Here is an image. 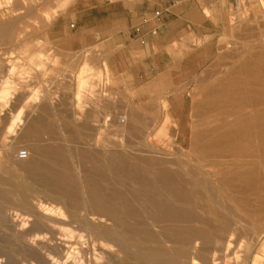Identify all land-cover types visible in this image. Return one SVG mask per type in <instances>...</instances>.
I'll return each instance as SVG.
<instances>
[{
  "label": "rangeland",
  "instance_id": "obj_1",
  "mask_svg": "<svg viewBox=\"0 0 264 264\" xmlns=\"http://www.w3.org/2000/svg\"><path fill=\"white\" fill-rule=\"evenodd\" d=\"M7 1L11 2V6H15L13 9L17 10V14H13V9L10 8L5 9L7 17H2L0 13V27L8 26V29L0 30V82L8 74L11 61L22 64L25 69L20 68L24 69L26 74L31 71V75L23 76L24 70L23 74L19 75L22 70L19 68L20 73L18 74V70L16 73L18 77L11 76L12 81L13 79H16L15 82L18 81L17 93L7 96L9 99L12 98L8 99L9 101L6 99L8 105L5 103L6 100L0 99V104H5V107L0 105L3 107L2 109L0 107V166H6V169L0 168V189L7 193L6 197L0 196V211L8 213L9 218L13 220L7 223V228L0 227V235L4 237L8 235L6 238L13 241V237L19 236L22 237L18 238L20 242H26L31 238L37 239L34 235L38 234L39 237L33 245L39 242L48 246V251L41 252L39 258L19 255L18 264L20 262L21 264L31 262L52 264L49 253L51 256L66 260L64 249L66 243L79 248L88 245L89 249L83 248L85 253L82 251L85 264H158L160 258L180 256L178 252L186 241L180 234L187 230H195L197 234L187 239L190 252L185 257L190 260L201 258L203 262L198 260V264L205 262L252 264L253 258L263 262V258L259 255L262 257L264 252L259 249L260 245L257 246V240L264 232V126H260L264 122V114L260 117L261 112L264 113V104H261L264 100L262 98L264 79H261L264 78L262 73L264 72V0H242L244 6L242 9L237 6L238 0H34L38 3L32 8L30 5L33 0ZM157 11L161 12L159 18L155 16ZM40 52L47 53L45 66L37 68L36 64H31L32 62H28L27 59L30 55H38ZM18 59L21 63L17 61ZM85 61L91 67V81L98 83V87L92 81L93 86L84 93L85 106L83 104L84 107L81 109L75 105L78 102L75 97L76 85L73 77L86 64ZM27 69L31 70L28 72ZM261 69L262 75L257 72ZM254 73L256 74L253 75ZM92 77H103V80L99 78L101 82L106 79L105 82L108 83L99 84L100 80L97 78L94 80ZM230 83L231 86L228 85ZM240 83L243 85H239ZM247 83L251 88L245 86ZM252 91L254 93H251ZM253 95H256L258 100ZM234 96H237V99ZM220 99L223 106L217 105L218 100L221 102ZM162 100L170 103L168 111L172 121L170 124L172 136L168 140L164 137L154 139L151 141L152 144L151 142L149 144L144 139V133L163 119V111L159 108ZM248 100L251 103L256 101L255 107L261 106L259 110L255 111V107H247L251 105ZM1 101L4 103L2 104ZM88 101L92 104H88ZM226 101L233 102V106ZM244 102L249 104L244 106L242 104ZM24 105L26 112L23 114V120L26 122L24 125L23 123L19 125L15 132L9 133L7 126L10 120ZM77 112L80 115L76 114ZM89 114L95 116L91 118ZM34 116L38 118L35 119ZM77 117L80 121H76ZM237 117L240 118L239 121ZM34 120L40 122L39 125L29 134L25 133L24 129ZM244 122H248L247 126ZM59 147L63 148L61 154L57 151ZM228 147L231 148L226 149ZM22 150H26L29 157L41 160L50 168L72 176L75 188L61 189L54 183L45 182L43 178L37 182L32 181L24 164L29 158L21 160L18 157V153ZM144 151H148L146 152L148 154ZM202 153L205 155L203 156ZM127 157L130 160L133 158L132 161ZM132 164L136 165L132 166ZM188 172L191 176H187ZM255 175L260 181L247 184L246 180ZM161 176L165 181L160 179ZM126 179L128 182H125ZM158 184H160L159 188ZM40 187H43L42 190ZM167 190L183 194L173 199L166 195ZM208 191H212V194ZM9 192H12L11 195H8ZM22 194L31 198L34 210L19 202L23 197ZM157 197L162 198L159 200L175 202L174 204L179 206L185 205L184 207L193 211L195 218L181 221L160 215L156 206ZM93 199L101 200L108 212L126 221L125 225L111 220L108 223L97 220V223L104 230H113L118 235L121 234L120 236L127 240L125 242L130 249H124L116 254L114 252L119 250V246L114 241L107 240L114 247L108 249L98 244L96 249L101 257L97 259L92 242L88 239V228L83 226L84 221L92 217L95 208ZM38 200L44 204H58L63 207L65 213L67 212L68 217L64 218L56 214L49 217L42 210L35 208ZM206 209H209L210 213ZM17 211L22 215L18 220L14 215L12 216ZM97 215L100 217L99 214ZM46 217L53 221H48ZM23 219L28 222L25 228L22 227ZM201 219H204L205 224ZM34 224H37L36 229ZM64 229L72 230L77 234L84 232L86 238L80 239L79 236L63 238L61 233ZM200 231L203 232L204 237ZM229 245L233 246L228 247ZM251 248H253L252 252H250ZM11 249L9 243L4 245L3 242L0 243V254L2 253L0 264H8L6 258ZM137 250H142L143 255L140 254L139 257L135 253ZM124 252L129 255L125 254L124 257L122 255ZM106 254L109 256L107 257ZM115 257L117 259H114Z\"/></svg>",
  "mask_w": 264,
  "mask_h": 264
},
{
  "label": "bare ground",
  "instance_id": "obj_2",
  "mask_svg": "<svg viewBox=\"0 0 264 264\" xmlns=\"http://www.w3.org/2000/svg\"><path fill=\"white\" fill-rule=\"evenodd\" d=\"M34 1V0H33ZM10 3L11 2H9V1H7V0H0V13H2V17L4 16V17H7V13H5V11L7 10L6 8H10V9H13V7H15V6H11L10 5ZM37 3H38V1H34V2H32L31 3V5H30V7L32 8L33 6H35V5H37ZM240 9H242L244 6H243V1L242 0H238V5H237ZM6 9V10H5ZM12 13L13 14H17V10H15V9H13L12 10ZM11 14V13H10ZM20 17V16H19ZM5 20V19H4ZM14 23V22H13ZM1 24V23H0ZM15 26V25H14ZM5 29H8V26H2V27H0V30H5ZM15 29V28H14ZM184 45V44H183ZM94 48V47H93ZM90 50V49H89ZM87 52V51H86ZM85 52V53H86ZM27 54V53H26ZM37 54V53H36ZM47 54V53H46ZM46 54H44V53H42V52H40L38 55H30L29 56V58L27 59V61L29 62L30 61V63L31 64H33L34 63V65L35 66H37V68L38 67H40V68H42V67H44L45 66V58H46ZM87 54V53H86ZM87 57H88V55H87ZM20 59V58H19ZM19 59L17 60V61H19ZM21 60V59H20ZM47 61H48V58L46 59ZM22 61V60H21ZM21 61H19L20 63H21ZM26 61V60H25ZM9 63H10V58H9V61H8ZM86 62V61H85ZM8 63V64H9ZM1 65V64H0ZM32 66V65H31ZM20 67H23L24 68V66L21 64H19L18 62H15V61H11V63H10V67L8 68L9 69V71H8V74L6 75V76H4L3 77V79L1 80V84H0V99H4L3 101H5L6 99L8 100L9 99V97H10V95H14V93H17V91H18V86L16 87V84H18L17 82H15V80L13 79V81L11 80V76L13 75H15V76H17L16 75V73H17V70L20 68ZM105 67H106V65H105ZM262 67V66H261ZM26 68H27V66H26ZM264 68V67H263ZM20 69H22V68H20ZM25 69V68H24ZM24 69H22L21 70V73H20V71L18 72V74L19 75H21V74H23L22 73V71L24 70ZM92 69H94V68H92ZM31 70V69H30ZM29 70V71H30ZM34 70V69H33ZM25 71V70H24ZM23 71V72H24ZM27 71H28V69H27ZM28 71V72H29ZM91 67L88 65V62H86V64L84 65V66H82V68L77 72V73H75L76 75L73 77V78H75V83H74V85H76V91H75V97H76V100H77V102L78 103H76L75 104V102H74V104L75 105H77L79 108H83L84 106H85V104H84V100H85V98H86V95L84 94L85 93V91L87 90V89H91V87L93 86L92 85V81H91V77H90V74H91ZM262 71V69L260 70V71H257V72H261ZM264 71V70H263ZM31 72V71H30ZM30 72H29V74L27 73L26 74V71H25V73H24V75L23 76H26V75H31L30 74ZM94 72H96V71H94ZM98 72V71H97ZM100 72H102V71H100ZM106 72H107V70H106ZM247 72V71H246ZM253 72H255V71H252V73ZM256 72V73H257ZM7 73V72H6ZM93 73V72H92ZM112 73V72H111ZM111 73H109V74H111ZM251 73V74H252ZM256 73H254L253 75H255ZM262 73H264V72H262ZM3 74V73H2ZM97 74V73H96ZM261 74V73H260ZM92 75H95V74H92ZM106 75V74H105ZM262 75V74H261ZM15 76H14V78H15ZM102 76V75H101ZM112 76V75H111ZM251 76V75H250ZM18 77V76H17ZM98 77V76H97ZM97 77H95V78H93L94 80H96V78ZM106 77V76H105ZM100 78V77H99ZM99 78H97V80L99 79ZM103 77H101L100 79L101 80H103L102 79ZM108 78H109V75H108ZM111 78V77H110ZM19 80H20V78H18ZM17 79V80H18ZM99 79V80H100ZM254 79H256V78H254ZM257 79H258V77H257ZM260 79V78H259ZM261 79H264V78H261ZM22 80V79H21ZM25 80V79H24ZM101 80L100 81H98L99 82V84H101V83H104L105 82V80L106 79H104V82H101ZM260 81V80H259ZM258 81V82H259ZM237 82V81H236ZM262 82H263V80H262ZM93 83H94V81H93ZM105 83H108V82H105ZM156 83V82H155ZM243 83H245V82H243ZM249 83V82H248ZM248 83L245 85V86H247L248 85ZM253 82H251V83H249V84H252ZM264 83V82H263ZM95 84V83H94ZM98 84V83H97ZM97 84H95V86H97ZM157 84V83H156ZM234 84V83H233ZM237 84V83H236ZM254 84V83H253ZM257 84V83H256ZM153 85V84H152ZM158 85V84H157ZM156 85V86H157ZM228 85H230L231 86V83L230 84H228ZM235 85V84H234ZM239 85H243V84H239ZM236 86H238V84L236 85ZM256 86V85H255ZM90 87V88H89ZM98 87V86H97ZM100 87V86H99ZM234 87V86H233ZM248 87H250L249 85H248ZM253 87H254V85H253ZM256 87H259V86H256ZM262 87H264V86H262ZM23 88V87H22ZM219 88V87H218ZM226 88V87H225ZM251 88V87H250ZM40 89V88H39ZM22 90V89H21ZM36 90H38V89H36ZM249 90V89H248ZM92 91H94L95 92V90L94 89H92ZM92 91H91V93H92ZM217 91V90H216ZM223 91V90H222ZM222 91H220V92H222ZM235 91V90H234ZM240 91V90H239ZM238 91V92H239ZM241 91H243V90H241ZM250 91V90H249ZM258 91V90H257ZM256 91V92H257ZM26 92V91H25ZM37 92V91H36ZM36 92H34L35 94H37ZM90 92V91H89ZM97 92V91H96ZM225 92V91H224ZM229 92V91H228ZM248 92V91H247ZM246 91H245V93H247ZM261 92V91H260ZM40 93V92H39ZM39 93H38V95H39ZM42 93V92H41ZM44 93V92H43ZM87 93V92H86ZM91 93H89V94H91ZM213 93H214V90H213ZM226 94H227V92H225ZM230 93V92H229ZM236 93V92H235ZM242 93V92H241ZM251 93H254L253 91L251 92ZM19 94V93H18ZM95 94V93H94ZM217 94V93H216ZM216 94H214V95H216ZM220 94V93H219ZM263 94V93H262ZM37 95V96H38ZM213 95V96H214ZM222 95H223V93H222ZM257 95H259V94H257ZM7 96H9L8 98H7ZM36 96V97H37ZM88 96V95H87ZM90 96V95H89ZM162 96H164V95H162ZM161 96V97H162ZM217 96V95H216ZM225 95H223V97H224ZM226 96H228V95H226ZM230 97H231V94L229 95ZM242 96V95H241ZM249 96V95H248ZM252 96V95H251ZM48 97V96H47ZM91 97V96H90ZM89 97V98H90ZM211 97H212V95H211ZM234 97H236V99H237V96H234ZM234 97H232V98H234ZM253 97H255L256 98V95H253ZM253 97H251V99L253 98ZM260 97H261V95H260ZM260 97H258V98H260ZM38 98H39V96H38ZM41 98V97H40ZM88 98V99H89ZM92 98V97H91ZM160 98V97H159ZM166 98V97H165ZM239 98H240V95L238 96V100H239ZM247 98V97H246ZM249 99H250V96L248 97ZM262 98L264 99V97H263V95H262ZM10 99H12V98H10ZM9 99V100H10ZM163 99H164V97H163ZM242 99H243V97H242ZM257 99V98H256ZM255 99V100H256ZM7 100L5 101V103L8 105V103H7ZM8 100V101H9ZM74 100V99H73ZM92 101H93V99H91ZM105 100V99H104ZM109 100H111V99H109ZM223 100V99H222ZM238 100H236L237 102H238ZM241 100V99H240ZM244 100V99H243ZM252 100H254V98L252 99ZM258 100V99H257ZM256 100V101H257ZM260 100H261V98H260ZM259 100V101H260ZM3 101H1V103L3 104L4 102ZM75 101V100H74ZM108 101V100H107ZM114 101V100H113ZM126 101V100H125ZM220 101H221V99H220ZM233 101V100H232ZM245 101V100H244ZM249 101V100H248ZM256 101H254L253 103H251L250 101V103H251V105H247V103L246 102H244V103H242V104H244V106H245V104L247 105V107H249V106H251V107H255L256 106ZM89 103L88 104H92L90 101H88ZM102 102V101H101ZM128 102V101H127ZM218 102H219V100H218ZM217 102V105L218 106H223L221 103H222V101L221 102H219L218 103ZM233 102H235V101H233ZM232 102V103H233ZM237 102H236V104H237ZM261 102V101H260ZM86 103V102H85ZM104 103H106L105 101H104ZM103 103V104H104ZM109 103V102H108ZM226 103H230V102H227L226 101ZM232 103H230V104H232ZM83 104H84V106H83ZM94 104V103H93ZM97 104V103H96ZM95 104V105H96ZM111 104V103H110ZM168 104H170V103H168V101H166V100H162L161 101V103L159 104V108L163 111V119L162 120H160V122H157L156 124L155 123H153V124H155V125H153V127L152 128H150V129H148V131H147V133L145 134L144 133V139L145 140H147L148 142H149V144H150V142L152 141V140H156V139H161V138H166L167 140L172 136L171 135V130H170V124L172 123V121H171V116H170V113H169V111H168V109H169V105ZM220 104V105H219ZM240 104V106H242V104L241 103H239ZM249 104V103H248ZM259 104V103H258ZM261 104H264V100H262V102H261ZM1 105V104H0ZM40 105H41V103H40ZM98 105V104H97ZM97 105H96V107H97ZM114 106L116 105V104H113ZM213 105H215V104H213ZM225 105H229V104H225ZM1 106H4L5 107V104H3V105H1ZM0 106V107H1ZM42 106V105H41ZM106 106V105H105ZM218 106H216V107H218ZM232 106H233V104H232ZM260 106V105H259ZM76 107V106H75ZM75 107H73V108H75ZM108 107V106H107ZM261 107V106H260ZM260 107H258V108H256L255 109V111L256 110H259V108ZM3 107H1V109H2ZM210 109H211V107H209ZM219 108V107H218ZM239 108H241V107H239ZM238 108V109H239ZM242 108H246V107H242ZM25 109H26V106L24 105V106H22L18 111H17V113L15 114V116L14 117H12V119L10 120V123L8 124V126H7V131L9 132V133H13V132H15L16 130H17V128H18V126L20 125L21 126V124L23 123V125H24V122H26V121H24L23 120V114L26 112L25 111ZM43 109H44V107H43ZM97 109V108H96ZM107 109H109V108H107ZM237 109V110H238ZM249 109V108H248ZM262 109V108H261ZM240 110V109H239ZM239 110H238V112H239ZM264 110V109H263ZM74 111V110H73ZM78 111V110H77ZM108 111V110H107ZM219 111V110H218ZM225 111V110H224ZM227 111V110H226ZM232 110H230V112H231ZM240 111H243V109L242 110H240ZM247 111V110H246ZM37 112V111H36ZM82 112V111H81ZM109 112H111L110 110H109ZM109 112H107V113H109ZM159 112V111H158ZM207 112V111H206ZM209 112V111H208ZM214 112L216 113V111L214 110ZM220 112V111H219ZM234 111H232V113H233ZM247 112H249V111H247ZM251 112V111H250ZM252 112H254V111H252ZM251 112V113H252ZM88 113V112H87ZM200 113H202V112H200ZM221 113V112H220ZM220 113H219V115H220ZM240 113V112H239ZM244 113V112H243ZM260 113V112H259ZM65 114V113H64ZM63 114V115H64ZM76 114H79L78 112L76 113ZM209 114V113H208ZM226 114V113H225ZM262 114H264L263 112H261V116L260 117H263L262 116ZM80 115V114H79ZM94 115V114H93ZM91 116L90 114H89V116H91V118H93L94 116ZM110 115H112V114H110ZM161 114H159V116H160ZM108 116V115H107ZM125 116V118H127L126 117V115H124ZM124 116L122 117V118H124ZM162 116V115H161ZM218 116V115H217ZM248 116V115H247ZM246 116V117H247ZM35 117V119H36V117L37 116H34ZM79 117V116H78ZM78 117L76 118V121H78L79 119H78ZM236 117V116H235ZM239 117V116H238ZM238 117H237V119H238ZM241 117V116H240ZM245 117V118H246ZM248 117H250V116H248ZM247 117V118H248ZM255 117V116H254ZM30 118V117H29ZM38 118V117H37ZM79 118H81V117H79ZM95 118H97V117H95ZM94 118V119H95ZM206 118H207V116H206ZM232 118V117H231ZM241 118H243V117H241ZM244 118V119H245ZM257 118V117H256ZM256 118H255V120H256ZM26 119V118H25ZM48 119V118H47ZM75 119V118H74ZM107 119V118H106ZM109 119V118H108ZM160 119V118H159ZM240 119V118H239ZM239 119H238V121H239ZM244 119H242V120H244ZM252 119H253V117H252ZM258 119H260V118H258ZM257 119V120H258ZM43 120V119H42ZM55 120V119H54ZM82 120H83V116H82ZM99 121H100V119H98ZM105 120V119H104ZM122 120V119H121ZM120 120V121H121ZM246 120V119H245ZM244 120V121H245ZM254 120V121H255ZM40 121V120H39ZM80 121V120H79ZM94 121V120H93ZM107 121V120H106ZM123 121V120H122ZM235 122H236V118H235V120H234ZM264 121V120H263ZM95 122H97L98 123V121H95ZM130 122V121H129ZM38 123H40V122H38V121H36V120H34V121H32V122H30L29 123V125L24 129V131H25V133H27V134H29L33 129H35L39 124ZM105 123V122H104ZM123 123V122H122ZM224 123H226V122H224ZM227 123H229V122H227ZM234 123V122H233ZM239 123H241V122H239ZM244 123H246V126H247V123L248 122H244ZM243 123V124H244ZM251 123V122H250ZM250 123H249V125H250ZM257 123V122H256ZM107 124H110V123H107ZM236 124H237V122H236ZM99 125V124H98ZM104 125V124H103ZM112 125V124H111ZM118 125V124H117ZM125 125H128V124H125ZM253 125H255V123L253 122ZM66 126V125H65ZM101 126V125H100ZM121 126L123 127V125L121 124ZM149 126V125H148ZM236 126V125H235ZM240 126V125H239ZM239 126H238V128H239ZM243 126H245V124L243 125ZM242 126V127H243ZM245 126V127H246ZM260 126H264V122L262 123V125L260 124ZM99 127V126H98ZM106 127V126H105ZM249 127V126H248ZM257 127V126H256ZM104 128V127H103ZM119 128V127H118ZM146 128V127H145ZM236 128H237V126H236ZM120 129H121V127H120ZM139 129V128H138ZM147 129V128H146ZM249 129V128H248ZM247 129V130H248ZM254 129V128H253ZM257 129V128H256ZM258 129H260V128H258ZM257 129V130H258ZM133 130H135V129H133ZM124 131V130H123ZM130 131V130H129ZM141 131V130H140ZM239 131V130H238ZM242 131V130H241ZM240 132V131H239ZM124 133V132H123ZM122 133V135L124 136V134ZM179 133H180V131H179ZM241 133V132H240ZM254 133V132H253ZM76 134H77V132H76ZM116 134H118V133H116ZM132 134V133H131ZM247 134V133H246ZM120 135H121V133H120ZM253 135V134H252ZM122 136V137H123ZM136 136V135H135ZM261 136V135H260ZM116 137H118V136H116ZM121 137V136H120ZM119 137V138H120ZM138 137V136H137ZM139 137H140V135H139ZM76 138V137H75ZM136 138V137H135ZM176 138V137H175ZM5 139H6V137H5ZM139 139V138H138ZM173 139V138H172ZM229 139H231V138H229ZM249 139V138H248ZM4 140V139H3ZM121 140V139H120ZM253 140V139H252ZM2 142V141H1ZM140 142H142V141H140ZM169 142V141H168ZM151 144H152V142H151ZM249 144V143H248ZM148 145V144H147ZM245 145V144H244ZM88 146V145H87ZM108 146V145H107ZM112 146V145H111ZM110 146V147H111ZM151 146V145H150ZM209 147H210V145H208ZM213 146V145H212ZM217 146V145H216ZM92 147H95L94 145H92ZM96 147L98 148V146L96 145ZM109 147V148H110ZM115 147H117V145L115 146ZM123 147V146H122ZM156 147V146H155ZM231 147H232V145H231ZM231 147H228V148H226V149H229V148H231ZM236 147H238V146H236ZM109 148H108V150H109ZM217 148V147H216ZM113 149V148H112ZM124 149V148H123ZM128 149V148H127ZM140 149V148H139ZM141 149H143V148H141ZM219 149V148H218ZM238 149V148H237ZM62 150H63V148H61V147H59L58 149H57V151L61 154L62 153ZM111 150V149H110ZM117 150H119V149H117ZM134 150V149H133ZM136 150V149H135ZM180 150V149H179ZM205 150H206V148H205ZM215 150H217V149H215ZM214 150V151H215ZM253 149H251V151H252ZM10 151V150H9ZM114 151V150H113ZM120 151V150H119ZM138 151V150H137ZM140 151V150H139ZM207 151V150H206ZM211 151V150H210ZM213 151V150H212ZM260 151V150H259ZM2 152V151H1ZM112 152V151H111ZM121 152V151H120ZM122 152H124V151H122ZM130 152V151H129ZM135 152V151H134ZM145 152V151H144ZM143 152V153H144ZM146 152H148V151H146ZM145 152V153H146ZM156 151H154V153H155ZM201 152V151H200ZM207 152H209V151H207ZM232 152V151H231ZM95 153V152H94ZM115 153V152H114ZM142 153V154H143ZM149 153H152V152H150L149 151ZM153 153V154H154ZM163 154H164V152H162ZM216 153H217V151H216ZM237 153V152H236ZM9 154V153H8ZM146 154H148V153H146ZM157 154V153H156ZM203 154V153H202ZM210 154V153H209ZM209 154H208V156H209ZM145 155V154H144ZM165 155H167V154H165ZM169 155V154H168ZM205 154H203V156H204ZM227 155V154H226ZM137 156V155H136ZM149 156H150V154H149ZM159 156V155H158ZM223 157H225V155H222ZM242 156H244V155H242ZM264 156V155H263ZM151 157V156H150ZM169 157H170V155H169ZM217 157V156H216ZM215 157V158H216ZM250 157V156H249ZM29 158V159H28ZM27 159H28V161H27V163H24L25 164V168L27 169V171H28V173H29V176H30V178L32 179V181L34 180V181H38V180H40L41 178H43L44 180H45V182H51V183H54V185H56V186H59L61 189H74L75 188V184H74V180H73V178H72V176H70V175H68L67 173H65V172H63V171H58V170H55V169H53V168H50L49 166H47L45 163H43L41 160H39V159H33V158H31V157H28ZM125 158V157H124ZM123 158V159H124ZM195 158V157H194ZM194 158H193V160H194ZM204 158V157H203ZM220 158H222V157H220ZM239 158H241V157H239ZM242 158H244V157H242ZM254 158V157H253ZM115 159V158H114ZM127 159H128V157H127ZM133 159V158H132ZM132 159L130 160V159H128V160H130V161H132ZM152 159H155V158H152ZM227 159V158H226ZM229 159V158H228ZM26 160V159H25ZM122 160V159H121ZM121 160H120V162H121ZM144 160V159H143ZM157 160V159H156ZM159 160V159H158ZM161 160V159H160ZM190 160V159H189ZM205 160V159H204ZM209 160V159H208ZM212 160V159H211ZM237 160H238V158H237ZM108 161V160H107ZM118 161V160H117ZM130 161H129V164H131L130 163ZM153 161V160H152ZM191 161V160H190ZM15 162V161H14ZM153 162H155V161H153ZM157 162V161H156ZM189 162V161H188ZM238 162V161H237ZM242 162V161H241ZM112 163V162H111ZM119 163V162H118ZM122 163H125V162H122ZM146 163V162H145ZM178 163H179V161H178ZM203 163H204V161H203ZM245 163V162H244ZM6 164V163H5ZM119 164H121V163H119ZM246 164V163H245ZM77 165V164H76ZM79 165H80V163H79ZM111 165V164H110ZM134 165H136V164H134ZM133 164H132V166H134ZM200 165V164H199ZM234 165V164H233ZM121 166V165H120ZM124 166H125V164H124ZM138 166V165H137ZM146 166V165H145ZM178 166H180V165H178ZM177 166V167H178ZM195 166H198V165H195ZM79 167H81V166H79ZM111 167V166H110ZM118 167V166H117ZM122 167V166H121ZM127 167H129V165L127 166ZM142 167V166H141ZM200 167V166H199ZM0 168L1 169H6V166H3V165H1L0 166ZM13 168V167H12ZM96 168V167H95ZM166 168V167H165ZM187 168H188V166H187ZM14 169V168H13ZM81 169V168H80ZM86 169V168H85ZM110 169V168H109ZM129 169H130V167H129ZM148 169V168H147ZM153 169V168H152ZM156 169V168H155ZM160 169V168H159ZM181 169V168H180ZM15 170V169H14ZM24 170V169H23ZM87 170V172H88V169H86ZM86 170H84L85 172H86ZM123 170V169H122ZM125 170H126V168H125ZM132 170V169H131ZM145 170V169H144ZM149 170H151V169H149ZM148 170V171H149ZM187 170V169H186ZM81 171H83V169L81 170ZM110 171V170H109ZM116 171H118V169L116 170ZM121 171V170H120ZM137 171V170H136ZM146 171V170H145ZM145 171H144V173H145ZM147 171V172H148ZM155 171V170H154ZM175 171H177V170H175ZM188 171V170H187ZM197 171V170H196ZM245 171V170H244ZM247 171V170H246ZM138 172V171H137ZM152 172V171H151ZM156 172H158V171H156ZM190 172V171H189ZM189 172H188V175L187 176H191V174H189ZM206 172V171H205ZM252 172V171H251ZM6 173V172H5ZM21 173V172H20ZM24 173H25V171H24ZM80 173H82V172H80ZM111 173V172H110ZM128 173V172H127ZM126 173V174H127ZM134 173V172H133ZM140 173V172H139ZM149 173V172H148ZM147 173V174H148ZM197 173V172H196ZM261 173V172H260ZM117 174V173H116ZM187 174V173H186ZM246 174V173H245ZM244 174V175H245ZM247 174H249V172L247 173ZM246 174V175H247ZM257 174H259V172L257 173ZM7 175V174H6ZM14 175H16V174H14ZM22 175V174H21ZM112 175V174H111ZM125 175V174H124ZM129 175V174H128ZM135 175H136V173H135ZM144 175V174H143ZM142 175V176H143ZM151 175V174H150ZM169 175V174H168ZM201 175V174H200ZM200 175H199V177H200ZM205 175V174H204ZM204 175H203V177H204ZM244 175H243V177H244ZM85 176V175H84ZM87 176V175H86ZM114 176V175H113ZM182 176V175H181ZM186 176V175H185ZM198 176V175H197ZM202 176V175H201ZM208 176V175H207ZM259 176V175H258ZM261 176V175H260ZM26 177V176H25ZM24 177V178H25ZM121 177V176H120ZM129 177H130V175H129ZM131 177H132V175H131ZM154 177V176H153ZM198 177V178H199ZM14 178V177H13ZM124 178H125V176H124ZM176 178V177H175ZM201 178V177H200ZM236 178H237V176H236ZM16 179V178H15ZM119 179V178H118ZM128 179V178H127ZM127 179L125 180V182L127 181ZM138 179V178H137ZM161 180H164L165 181V179L163 178V176H161V178H160ZM168 179V178H167ZM185 179V178H184ZM204 179V178H203ZM231 179V178H230ZM239 179V178H238ZM243 179V178H242ZM21 180V179H20ZM24 180V179H23ZM84 180V179H83ZM86 180H87V178H86ZM121 180V179H120ZM135 180V179H134ZM147 180H148V177H147ZM172 180H173V178H172ZM177 180V179H176ZM183 180V179H182ZM201 180H202V178H201ZM200 180V181H201ZM212 180V179H211ZM259 180V178H257L256 177V175H255V177H251L250 179H248V180H246L247 182V184H253V183H255V182H257ZM92 181H93V179H92ZM113 181H114V178H113ZM131 181V180H130ZM154 181V180H153ZM243 181H245V180H243ZM242 181V182H243ZM260 181V180H259ZM107 182V181H106ZM128 182V181H127ZM137 182V181H136ZM148 182V181H147ZM156 182V181H155ZM208 182V181H207ZM212 182V181H211ZM216 182V181H215ZM229 182V181H228ZM24 183H25V180H24ZM31 183V182H30ZM95 183V182H94ZM105 183V182H104ZM113 183V182H112ZM119 183V182H118ZM121 183V182H120ZM138 183V182H137ZM158 183V182H157ZM172 184H173V181L171 182ZM195 183V182H194ZM193 183V184H194ZM203 183H204V181H203ZM209 183V182H208ZM225 183V182H224ZM36 184V183H35ZM110 184H111V182H110ZM115 184V183H114ZM122 184H123V182H122ZM130 184V183H129ZM141 185H144V184H142V183H140ZM178 184V183H177ZM221 184V183H220ZM21 185V184H20ZM29 185V184H28ZM47 185V184H46ZM124 185H125V183H124ZM139 185V184H138ZM159 185L160 184H158V188H159ZM179 185V184H178ZM205 185V184H204ZM207 185V184H206ZM209 185V184H208ZM31 186H32V184H31ZM33 186H35V185H33ZM110 186V185H109ZM116 186H117V184H116ZM123 186V185H122ZM121 186V187H122ZM140 186V185H139ZM138 186V187H139ZM150 186V185H149ZM180 186H181V184H180ZM183 186V185H182ZM185 186V185H184ZM190 186V185H189ZM210 186V185H209ZM224 186V185H223ZM36 187V186H35ZM34 187V188H35ZM113 187V186H112ZM115 187V186H114ZM120 187V188H121ZM141 187V186H140ZM153 187V186H152ZM192 187V186H191ZM203 187H205V186H203ZM211 187V186H210ZM217 187V186H216ZM25 188V187H24ZM41 188H43V187H40V189ZM95 188V187H94ZM124 188V187H123ZM146 188H147V186H146ZM160 188H162V187H160ZM218 188V187H217ZM224 188H226V187H224ZM18 189V188H17ZM21 189V188H20ZM31 189L32 190H34L33 189V187H31ZM37 190H38V188H36ZM45 189V188H44ZM48 189V188H47ZM46 189V190H47ZM107 189V188H106ZM124 189H127V188H124ZM147 189H149V188H147ZM146 189V190H147ZM167 189V188H166ZM206 189V188H205ZM211 189H213V188H211ZM227 189V188H226ZM233 189V188H232ZM28 190H29V188H28ZM42 190V189H41ZM45 190V191H46ZM97 190V189H96ZM112 190V189H111ZM137 190V189H136ZM152 190V189H151ZM220 190H222V189H220ZM38 191H40V190H38ZM37 191V192H38ZM48 191V190H47ZM140 191V190H139ZM164 191V190H163ZM166 191V190H165ZM206 191V190H205ZM213 191V190H212ZM212 191H208V192H210L211 194H212ZM12 192H14V191H12ZM11 192V193H12ZM29 192V191H28ZM35 192H36V190H35ZM146 192V191H145ZM150 192H152V191H150ZM207 192V193H208ZM10 193V192H9ZM11 193L10 194H8V195H11ZM39 193V192H38ZM54 193V192H53ZM152 193H154V192H152ZM209 193V194H210ZM227 193V192H226ZM14 194V193H13ZM27 194V193H26ZM31 194H34V193H31ZM46 194H48V193H46ZM106 194H108V193H106ZM136 194V193H135ZM143 194V193H142ZM160 194V193H159ZM183 193L182 192H176V191H172V190H167V194L166 195H168V196H171V197H173V199H177V197H179V196H181ZM210 194V195H211ZM5 195H7V193L4 191V190H2V189H0V196L2 197V196H5ZM23 195V194H22ZM22 195H20V196H22ZM27 195H29V194H27ZM38 195V194H37ZM45 195V194H44ZM51 195H53V194H51ZM57 195V194H56ZM78 195V194H77ZM86 195V194H85ZM137 195V194H136ZM149 195V194H148ZM199 195V194H198ZM220 195V194H219ZM17 196V195H16ZM33 196V195H32ZM36 196V195H35ZM59 196V195H58ZM120 196V195H119ZM131 196V195H130ZM158 196V195H157ZM160 196H162V195H160ZM167 196V197H168ZM209 196V195H208ZM6 197V196H5ZM7 197H9V196H7ZM11 197V196H10ZM19 197V196H18ZM39 197V196H38ZM90 197V196H89ZM110 197V196H109ZM135 197V196H134ZM153 197H155V195L153 196ZM183 197V196H182ZM181 197V198H182ZM224 197V196H223ZM37 198V197H36ZM35 198V199H36ZM42 198V197H41ZM45 198H47L46 196H45ZM133 198V197H132ZM139 198V197H138ZM141 199H142V197H140ZM158 198V201H157V203H156V206H157V211L159 212V214L160 215H164V216H167V217H169L171 220L173 219V220H181V221H183L184 219L186 220V219H189V220H192V219H194L195 218V214L193 213V211L190 209V208H187V207H184V206H179V205H176V204H174V203H171V202H167V201H163V200H159L160 198L159 197H157ZM229 198V197H228ZM234 198V197H233ZM16 199H18V198H16ZM31 199V198H30ZM30 199L28 198V197H24V195H23V197L22 198H20L19 199V202H21L23 205H25V206H27L28 208H30V210H31V208L32 207H34L33 206V204L31 203L32 202V200L30 201ZM53 199V198H52ZM60 199V198H59ZM115 199V198H114ZM162 199V198H161ZM205 199H207V198H205ZM217 199V198H216ZM221 199V198H220ZM224 199V198H223ZM44 200V199H43ZM47 200V199H46ZM50 200V199H49ZM180 199H178V201H179ZM230 200V199H229ZM1 201V200H0ZM33 201H34V199H33ZM152 201V200H151ZM150 201V202H151ZM181 201V200H180ZM200 201H201V199H200ZM214 201V200H213ZM237 201V200H236ZM235 201V202H236ZM36 202V201H35ZM35 202H34V204H35ZM52 202V201H51ZM138 202H139V200H138ZM142 202V201H141ZM182 202V201H181ZM202 202V201H201ZM220 202V201H219ZM65 202L63 201V204H64ZM92 203H93V205H94V211H92V217H91V219H86L85 221H84V223H83V226H85V228L87 227L88 228V230L87 231H89V236H88V239L92 242V248H93V250H94V253H95V256L97 257V259L99 258V257H101L100 256V254L99 253H97V249H96V247H98L97 245L99 244V246L101 245L102 247H104V248H108V249H112L114 246H112V245H110L108 242H107V240H112V241H114V243H116L117 244V246H119V250L118 251H115L114 253H119L120 251H122V250H128V249H130V246L125 242V241H127V240H125V239H123L120 235H118L117 234V232L116 231H113V230H104V228H102L101 227V225L100 224H98L97 223V220H101V223L102 222H107L108 223V221L109 220H111V221H114L115 223H117V224H127L126 223V221L125 220H123L121 217H119V216H117V215H115V214H113L112 212H108L105 208H104V206H103V204H102V202H101V200H99V199H93L92 200ZM137 203V202H136ZM146 203V202H145ZM193 203V202H192ZM197 203V202H196ZM203 203V202H202ZM56 204V203H55ZM62 204V203H61ZM148 205H149V203H147ZM153 204V203H152ZM215 204V203H214ZM227 204V203H226ZM225 204V205H226ZM65 205V204H64ZM138 205V204H137ZM140 205V204H139ZM63 206V205H62ZM141 206V205H140ZM187 206H188V204H187ZM199 206V205H198ZM233 206V205H232ZM241 206V205H240ZM38 208V209H40V211L42 210V212H44V214H46V215H48L49 217H50V215H52V214H56V215H59V216H62V217H66L67 215H66V213H65V211H64V209H63V207H61V206H58V204L57 205H52V204H44L41 200H38L37 201V203H36V206H35V208ZM123 207V206H122ZM126 207V206H125ZM135 207V206H134ZM142 208H143V206H141ZM148 207H150V206H148ZM147 206H146V208H148ZM207 207V206H206ZM205 207V208H206ZM210 207V206H209ZM27 208V209H28ZM141 208V209H142ZM151 208V207H150ZM198 208V207H197ZM200 208V207H199ZM211 208V207H210ZM234 208V207H233ZM33 209V208H32ZM201 209V208H200ZM227 209V208H226ZM34 210V209H33ZM206 210H208L209 211V209H206ZM229 210V209H228ZM231 210V209H230ZM39 211V210H38ZM71 211V210H70ZM85 211V210H84ZM195 211V210H194ZM200 211V210H199ZM234 210H232V212H233ZM30 212V211H29ZM33 212V211H32ZM68 212H69V209H68ZM83 212V211H82ZM86 212V211H85ZM146 212V211H145ZM145 212H143V214L145 213ZM231 212V211H230ZM39 213V212H38ZM72 213V212H71ZM87 213V212H86ZM202 213V212H201ZM209 213H210V211H209ZM213 213V212H212ZM234 213H236L235 211H234ZM8 214V213H7ZM6 214V212H4V211H0V227H5V228H7V223L8 222H10V221H12L13 222V220H11L10 218H9V216ZM34 214V213H33ZM88 214V213H87ZM97 214H99L100 215V217H98V215ZM147 214V213H146ZM199 214V213H198ZM216 214V213H215ZM14 215V218L16 217V219L18 220L19 218H21L22 217V215L17 211V212H14L13 214H12V216ZM26 215V214H25ZM36 215H37V213H36ZM55 215V216H56ZM69 215V214H68ZM145 215V214H144ZM232 215V214H231ZM45 216V215H44ZM70 216H72V215H70ZM124 216V215H123ZM146 216V215H145ZM199 216V215H198ZM204 216V215H203ZM210 216H212V215H210ZM25 217V216H24ZM27 217V216H26ZM33 217V216H32ZM39 217V216H38ZM68 217V216H67ZM82 217V216H81ZM89 217H90V215H89ZM88 217V218H89ZM156 217H157V215H156ZM205 217V216H204ZM207 217V216H206ZM47 218V217H46ZM53 218V217H52ZM130 218V217H129ZM128 218V219H129ZM202 218V217H201ZM37 219V218H36ZM41 219V218H40ZM48 219V221H53L52 219H49V218H47ZM54 219V218H53ZM82 219H83V217H82ZM198 219V218H197ZM215 219H216V217H215ZM35 220V219H34ZM39 220V219H38ZM45 220V219H44ZM131 220V219H130ZM133 220V219H132ZM139 220V219H138ZM203 220L204 219H201V221L203 222ZM242 220V219H241ZM14 221H15V219H14ZM23 224H22V227H24L25 228V226L28 224V222H27V220L26 219H23ZM46 222H47V220H45ZM72 221H74V219L72 220ZM76 221V220H75ZM77 221H79V220H77ZM135 221V220H134ZM230 221V220H229ZM244 222H245V220H243ZM32 222V221H31ZM35 222H36V220H35ZM56 222V221H55ZM81 222V221H80ZM136 222V221H135ZM233 222V221H232ZM18 223V222H17ZM21 223V222H20ZM33 223V222H32ZM39 223V222H38ZM42 223V222H41ZM45 223V222H44ZM48 223V222H47ZM106 223V224H107ZM204 224H205V222H203ZM210 223V222H209ZM213 223V222H212ZM217 223V222H216ZM48 224H50V223H48ZM70 224H71V222H70ZM155 224V223H154ZM237 223H235V225H236ZM247 224V223H246ZM250 224H251V222H250ZM252 224H255L254 222H252ZM33 225V224H32ZM35 225V224H34ZM37 225V224H36ZM35 225V226H36ZM150 225V224H149ZM207 225V224H206ZM213 225V224H212ZM219 225V224H218ZM257 225V224H256ZM260 225V224H259ZM48 226H51V225H48ZM108 226V225H107ZM211 226V225H210ZM242 226V225H241ZM12 227V226H11ZM42 226L40 225V227L39 228H41ZM121 227V226H120ZM236 227V226H235ZM239 227V226H238ZM248 227V226H247ZM253 227H254V225H253ZM256 227V226H255ZM37 228V226L35 227V229ZM44 228H45V226H44ZM44 228H42V229H44ZM83 228V227H82ZM202 228V227H201ZM215 228V227H214ZM213 228V229H214ZM218 228V227H217ZM116 229V228H115ZM114 229V230H115ZM219 229V228H218ZM240 229V228H239ZM244 229V228H243ZM126 230V229H125ZM215 230H216V228H215ZM237 230V229H236ZM44 231H46L45 229H44ZM51 231V230H50ZM119 231V230H118ZM219 231V230H218ZM224 231V230H223ZM231 231H233V230H231ZM235 231V230H234ZM238 231V230H237ZM250 231V230H249ZM252 231V230H251ZM53 232V231H52ZM121 232V231H120ZM174 232H176V231H174ZM220 232H221V229H220ZM22 233V232H21ZM24 233V232H23ZM26 233V232H25ZM84 233V232H83ZM83 233H79V234H77V233H75L74 231H72V230H69V229H64L63 230V232L61 233V235L63 236V238H74V237H76V236H79L80 237V239H84V238H86V236L85 235H83ZM88 233V232H87ZM128 233V232H127ZM147 233V232H146ZM161 233V232H160ZM159 233V234H160ZM179 233V232H178ZM254 233V232H253ZM260 233V232H259ZM55 234V233H54ZM197 234V232L195 231V230H187V231H185V232H183L182 234H180V235H182L183 236V238H185V240L186 241H184V243H183V245H182V247H181V249H180V251L178 252L179 253V255L180 256H169V257H163L162 259L160 258V260L158 261V264H198V260H200V259H195V258H192L191 260L190 259H188V258H186L185 257V255H187L190 251H189V249H188V247H187V239H190L191 237H193L194 235H196ZM200 234H202L203 235V237H204V234H203V232L202 231H200ZM257 234V233H256ZM88 235V234H87ZM225 235V234H224ZM246 235H248V233L246 234ZM8 236V235H7ZM6 236V237H7ZM12 236V235H11ZM47 236V235H46ZM45 236V237H46ZM129 236H131V234H129ZM134 236V235H133ZM135 236H136V234H135ZM139 236V235H138ZM137 236V237H138ZM143 236V235H142ZM198 236V235H197ZM236 236V235H235ZM257 236V235H256ZM6 237H4L3 235H0V243L1 242H3V245H4V243L6 244V243H9L10 245H11V247H12V249H11V252H8V259L6 258V260H8V264H18V256L19 255H28V256H32V257H40L41 256V252H43V251H48V246L47 245H45V244H41V243H39L38 242V244L37 245H33L34 244V242H35V240H37L38 239V237H39V235L38 234H35L34 235V238H37V239H29L28 241H26V242H20L19 240H18V238H20L19 236H15V237H13V239H14V241L13 240H11V239H9V238H6ZM126 237V236H125ZM200 237V236H199ZM205 237H207V235H205ZM22 238V237H21ZM20 238V239H21ZM210 238V237H209ZM231 238V237H230ZM233 238H235V237H233ZM57 239H59V238H57ZM132 239V238H131ZM162 239V238H161ZM221 239V238H220ZM223 239V238H222ZM232 239V238H231ZM128 240H130V239H128ZM224 241H226L225 239H223ZM229 240V239H228ZM41 241V240H40ZM65 241H68V240H65ZM70 241V240H69ZM132 241V240H131ZM220 241H222V240H220ZM219 241V242H220ZM258 241V242H257ZM256 242H257V246H259L260 245V247H259V249L262 251V252H264V232H263V234H260L259 235V238H258V240H257ZM91 242H90V244L89 245H91ZM143 243H144V241H142ZM232 242V241H231ZM231 242H228V243H230V244H232ZM77 243V242H76ZM88 242H85V244H87ZM129 243V242H128ZM149 243V242H148ZM75 244V243H74ZM83 244V243H82ZM223 244V243H222ZM225 244V243H224ZM223 244V245H224ZM241 244H242V242H241ZM256 244V243H255ZM81 245V244H80ZM82 246V245H81ZM88 245H86L85 247H83V248H88L87 247ZM100 246V247H101ZM180 246V245H179ZM222 246V245H221ZM231 245H229L228 247H230ZM233 246V245H232ZM231 246V247H232ZM4 247V246H3ZM60 247V246H59ZM91 247V246H90ZM136 247V246H135ZM251 247V246H250ZM250 247H248L249 249H250ZM83 248H79V247H76V246H74V245H72V244H69V243H66L65 245H64V249H65V251H66V260H64V259H61V258H57V257H55V256H51V254L49 253L48 254V256H50V261L52 262V264H85L84 263V255L82 254L83 252H84V249ZM89 249V248H88ZM140 249V248H139ZM170 249V248H169ZM193 249V248H192ZM202 249H203V247H202ZM247 249V248H246ZM3 250V249H2ZM143 250V249H142ZM142 250L140 251V250H137L135 253L136 254H138V256L141 254V255H143V252H142ZM172 250H174V249H172ZM252 250H253V248H251V251L250 252H252ZM83 251V252H82ZM102 251V250H101ZM132 251V250H131ZM260 251V252H261ZM6 252H7V249H6ZM146 251H144V253H145ZM151 252V251H150ZM176 252V251H175ZM262 252L260 253V254H262ZM85 253V252H84ZM112 253V252H111ZM206 253V252H205ZM7 254V253H6ZM5 254V255H6ZM125 252L124 253H122V255H124V257H125ZM151 254V253H150ZM176 254V253H175ZM194 254V253H193ZM264 254V253H263ZM1 256H2V253L0 254ZM101 255H103V254H101ZM107 255V257L109 256L108 254H106ZM119 255V254H118ZM127 256L129 255V254H126ZM131 255H132V253H131ZM148 255V254H147ZM87 256V255H86ZM92 256V255H91ZM90 256V257H91ZM112 256V255H111ZM138 256H137V258H138ZM150 256V255H149ZM194 256H197V255H194ZM252 256V255H251ZM113 257H114V255H113ZM112 257V258H113ZM122 257V256H121ZM123 257V258H124ZM140 257V256H139ZM193 257V256H192ZM208 257V256H207ZM259 257L260 258H263V262H261V261H259V260H257L256 258H253L252 259V264H264V255L261 257L260 255H259ZM258 257V258H259ZM86 258H88V256L86 257ZM132 258H134V257H132ZM142 258H143V256H142ZM150 258V257H149ZM247 258V257H246ZM30 259H32L31 257H30ZM29 259V260H30ZM114 259H117L116 257L114 258ZM122 259V258H121ZM125 259V258H124ZM124 259H122V260H124ZM130 259V258H129ZM151 259V258H150ZM157 258H155V260H156ZM5 260V261H6ZM108 260H111V259H109L108 258ZM113 260V259H112ZM250 260H251V258H250ZM90 261V260H89ZM97 261V260H96ZM124 261H126V260H124ZM136 261H138V259L136 260ZM136 261H135V263H136ZM141 261V260H140ZM201 261V260H200ZM217 261V260H216ZM201 262H203V261H201ZM250 262V261H249ZM39 263V262H38ZM91 263H93V262H91ZM118 263V262H117ZM141 263V262H140ZM154 263H155V261H154ZM243 263V262H242ZM20 264H21V262H20ZM30 264H35V262H31ZM126 264V263H125ZM138 264V263H137ZM144 264V263H143ZM157 264V263H156ZM203 264V263H202ZM204 264H207L206 262L204 263ZM209 264V263H208ZM251 264V263H250Z\"/></svg>",
  "mask_w": 264,
  "mask_h": 264
},
{
  "label": "built area",
  "instance_id": "obj_3",
  "mask_svg": "<svg viewBox=\"0 0 264 264\" xmlns=\"http://www.w3.org/2000/svg\"><path fill=\"white\" fill-rule=\"evenodd\" d=\"M155 16H156L157 18H159V17L161 16V12H160V11H157V12L155 13ZM154 33H156V30L154 31ZM18 157H19L21 160H25V159H27V158L29 157V154H28V152H27L26 150H22V151H20V152L18 153Z\"/></svg>",
  "mask_w": 264,
  "mask_h": 264
}]
</instances>
